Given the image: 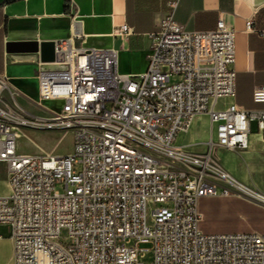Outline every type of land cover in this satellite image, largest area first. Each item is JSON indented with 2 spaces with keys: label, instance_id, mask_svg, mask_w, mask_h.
Listing matches in <instances>:
<instances>
[{
  "label": "built area",
  "instance_id": "built-area-1",
  "mask_svg": "<svg viewBox=\"0 0 264 264\" xmlns=\"http://www.w3.org/2000/svg\"><path fill=\"white\" fill-rule=\"evenodd\" d=\"M178 3L168 1L141 73H120L114 48L79 46L74 36L56 42L59 67L38 74L45 115L25 110L0 75V161L11 189L0 196V224L10 228L11 264H144L139 256L150 251L146 264H264V233L200 227L202 197L264 203L211 156L214 146L247 148L253 121L264 134V108L218 107L236 94V32L223 19L189 30L174 17ZM246 25L252 29L253 18ZM172 74L183 79L170 83ZM253 99L264 102V84ZM55 100L58 109L41 103ZM203 113L210 151H187L176 138ZM23 127L72 130L73 151L21 153ZM63 228L69 244L59 240Z\"/></svg>",
  "mask_w": 264,
  "mask_h": 264
},
{
  "label": "crops",
  "instance_id": "crops-1",
  "mask_svg": "<svg viewBox=\"0 0 264 264\" xmlns=\"http://www.w3.org/2000/svg\"><path fill=\"white\" fill-rule=\"evenodd\" d=\"M169 0H0V75L16 92L18 103L28 112L45 115L40 107L38 74L43 68H57L54 62H44L39 52H9L10 41L60 42L74 36L76 45L114 48L118 51V70L123 74L144 72L153 45V34L164 20ZM174 17L189 30H210L223 19L236 32V59L230 68L236 72V94L222 98L223 105L235 102L246 108H264L255 102L253 90L264 84V0H179ZM253 18L252 29L246 22ZM128 24L130 33L117 29ZM79 35V36H78ZM10 97V92L5 93ZM24 104H22V103ZM41 102L52 107L51 102ZM25 105L40 108L31 111ZM212 137L209 115L197 114L189 128L178 134L177 145L194 153L210 151ZM214 159L232 176L264 194V134L256 121L251 123L249 145L237 150L214 146ZM11 192L7 164L0 161V196ZM203 214V232L264 233V203L239 196H208L199 200ZM3 229L0 249L8 255L0 264H11L10 228Z\"/></svg>",
  "mask_w": 264,
  "mask_h": 264
},
{
  "label": "rangeland",
  "instance_id": "rangeland-1",
  "mask_svg": "<svg viewBox=\"0 0 264 264\" xmlns=\"http://www.w3.org/2000/svg\"><path fill=\"white\" fill-rule=\"evenodd\" d=\"M183 79L181 74H172L170 77V83H177ZM222 100V99H221ZM219 101L218 107L223 106V101ZM49 103L48 101H46ZM22 103V102H21ZM24 104V103H22ZM54 107H57L56 102H51ZM31 111L36 113H41L40 108L25 105ZM74 147V134L72 130H61V129H49V128H31L23 127L21 129V134L17 138V149L19 152L24 154H43L47 152H53L59 155H65L71 153ZM212 157L216 158V153L213 151ZM79 167H77V170ZM58 189L63 191L62 185H58ZM4 233L3 229L0 228V235ZM69 231L67 228L61 230L59 240L63 244H69ZM8 255L7 247L0 249V258H6ZM139 259L144 262V264L153 260V252H147L145 256L140 254Z\"/></svg>",
  "mask_w": 264,
  "mask_h": 264
},
{
  "label": "water",
  "instance_id": "water-1",
  "mask_svg": "<svg viewBox=\"0 0 264 264\" xmlns=\"http://www.w3.org/2000/svg\"><path fill=\"white\" fill-rule=\"evenodd\" d=\"M9 52H39L40 58L44 62H53L60 59V55L56 53V41H10L7 44Z\"/></svg>",
  "mask_w": 264,
  "mask_h": 264
}]
</instances>
